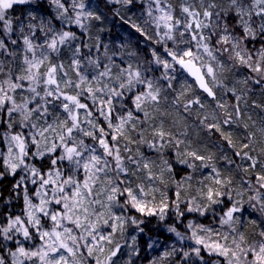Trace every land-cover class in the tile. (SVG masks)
Returning <instances> with one entry per match:
<instances>
[{
  "label": "snow or ice",
  "instance_id": "1",
  "mask_svg": "<svg viewBox=\"0 0 264 264\" xmlns=\"http://www.w3.org/2000/svg\"><path fill=\"white\" fill-rule=\"evenodd\" d=\"M145 2L143 24L123 22L163 52L152 48L151 59L143 62L129 52V61L116 63V53L109 55V44L99 35L94 44L75 43L79 36L71 26L87 32L91 21L102 23L87 0H48L53 14L28 11L23 18L13 17L12 10L33 0H0V180L13 177L10 195L23 201L19 214L4 213L0 222V253L7 252L0 254V264H84L85 257L94 264H117L126 246L117 235L123 238L128 225L144 231V221L130 212L162 222L172 212L179 222L191 213L203 217L212 211L215 216L216 206H223L220 227L189 222L187 239L195 246L181 248L182 258L208 264L202 255L206 251L218 258L212 264H221L219 258L222 264H264V147L257 158L250 154L254 133L237 145L223 127L242 115V90L236 85L264 86V0ZM109 3L128 6L133 0ZM66 51L67 63L62 60ZM132 57H137L134 62ZM153 65L159 76L149 75ZM241 70L249 75L229 87L227 74ZM178 73L194 83L185 80L177 91ZM227 93L236 101L232 111L222 100ZM207 98L223 112L222 122L215 110L211 122L207 115L201 118ZM162 104L178 113L180 108L189 115L195 110L199 124L234 149L240 163L223 149L220 159L229 171L235 167L243 173L239 186L210 164L214 154L189 150L190 144L181 151L185 141L165 130L163 121L154 124ZM142 145L160 154L159 165L141 151ZM166 147L177 149L175 163L187 169L211 168L204 177L210 183L201 180L197 195L181 200L179 189L191 176L177 181L173 198L157 186H166L165 174L174 170L173 162L164 159ZM249 209L260 214L259 223L247 221L251 235L243 218ZM166 231L178 241L186 238L177 223ZM136 239L131 236L133 244ZM158 244L152 241L148 247ZM137 252L132 248L128 264ZM176 254L173 246L163 258Z\"/></svg>",
  "mask_w": 264,
  "mask_h": 264
},
{
  "label": "trees",
  "instance_id": "2",
  "mask_svg": "<svg viewBox=\"0 0 264 264\" xmlns=\"http://www.w3.org/2000/svg\"><path fill=\"white\" fill-rule=\"evenodd\" d=\"M90 4L91 9L95 11L97 14L102 16V23L99 21H91L90 27L87 32H82L76 26H71V30L75 31L79 36V40L75 43H89L94 44L96 42V37L99 35L102 43L109 44V55L112 53H116L113 57L116 63H121L123 61H129V52L137 53V57L143 62L145 59H151L150 50L152 48H157L162 53L163 49L161 46L154 44V42L147 40L145 37L141 36L139 33L135 31L131 27L130 24L124 23V20H131L139 24H143L145 17V0H133L132 5H122L119 3H109V0H87ZM174 5L179 4V0H172ZM28 11H37L38 14L49 15L53 14L51 6L48 3V0H33L31 5H17L12 10L13 17H22ZM178 11V7H177ZM119 13L117 15L116 13ZM59 26V25H57ZM103 28V31H99ZM151 34V29H149ZM125 44L126 47L121 48L119 45ZM169 46L171 47V42H169ZM84 51H87L86 49ZM95 51H93V55H96ZM68 53L66 51L65 56L62 57V60L67 63ZM102 60L107 63V60L104 58L103 49L99 53ZM137 57H132V61L134 62ZM154 71L149 73V75L159 76L160 70H155L156 66H152ZM228 79L225 81L229 87H232L235 83L236 79H243L245 76L249 75L247 70H241L236 73V76L232 74H227ZM187 80L189 83H194L188 76H185L183 73H178V82H174V85L179 91L181 82ZM238 89L242 90V100L240 101V109L242 115L238 118L237 123L231 126H223L224 130L227 132H231L232 138L237 145L241 143H247L249 140V134L254 133L255 135L251 137L255 143L253 145L255 151H253L252 155L257 158L260 157V149L264 147V133L261 132V129L264 128V86L256 85L253 83H249L247 87L243 85H236ZM197 93L199 90L197 89ZM218 96L221 95V90H218ZM192 95L191 93L189 94ZM205 95V94H204ZM204 97L202 96V99ZM171 99V97H170ZM223 101H227L229 105V111H232V105L236 103L235 98L231 93H227L222 97ZM205 108L201 110V118L207 115L209 118V122L212 121V113L215 110V113L219 120L222 122L224 119V114L221 110L216 109L215 102L211 101V98H207L204 100ZM259 105V107H257ZM117 110L120 111L119 107ZM163 113H167L166 115ZM249 117L251 119H249ZM163 121L164 128L167 131H170L173 135H175L178 139L184 140L185 144L180 145V150L183 151L186 145L190 144L189 150H199L202 154H214V159L210 161V164L215 165L216 168L225 176H231L234 180V187L239 186L240 178L243 175L238 169L233 167L231 171L225 165V162L220 159L222 154L221 149L224 150V154H227L229 157L234 158L240 163L239 158L233 156L234 149L227 148V145L222 140L221 136L218 133L212 132L209 133L206 128L199 124V121L196 118V112L193 110L192 114H187L183 112V109H179V113L177 109L170 106V104H162L161 106V114L156 115V119L154 121L155 125H159V123ZM247 124L248 127L245 128L244 124ZM151 134V129H149V135ZM133 135H136L133 133ZM133 148L136 146L133 145ZM141 151L152 160H155L157 165L160 164V154L156 153L154 150L148 149L146 146L142 145ZM175 147H166L164 149V159H169L174 164L173 173L165 174V180L167 181L166 186L157 185L158 187H162V190L166 191L167 195L170 198L174 197V192L176 189L177 181H183L185 176H191V180L189 182L182 183L181 188V200L185 197L191 198L192 196L197 195L196 189L201 187L200 181L204 180L206 174L205 171L211 174V168H203L198 171H193L192 169H187L183 165H179L175 163ZM199 164V162H197ZM179 170V171H178ZM157 175H159V168L154 169ZM204 171V172H203ZM259 172V167L256 169ZM247 179V177H246ZM14 182V178L11 176H6L4 179L0 180V222H3V214L7 212H11L12 214H19L23 207L22 199H18L15 195H10L11 193V184ZM189 183L191 187H189ZM205 184L210 183V181L204 180ZM254 183V180H253ZM246 198V197H245ZM223 206H216L214 216L212 211H210L206 216H199L197 213L186 214V217L182 221H176V218L172 212H169V216L166 221H160L156 216H144L139 213L130 212L129 215L136 216L137 219L143 220L144 223L141 224L140 227L144 229L143 233H139L135 226L128 225L127 230L124 234V237L121 238L117 235L116 239L121 245H126L122 247L121 253L118 256L117 264H128L129 261V253L132 248L138 250L137 254L131 256V264H145L150 263L154 264V262L159 264H190V261H185L180 255L181 248L184 251V248H187L186 242L181 243V247L179 246V242L175 240V234L169 233L166 231V228L173 224L177 223L178 231H180L184 236L190 233L189 229L186 227L189 222H192L195 225H204L209 227H217L219 215L221 214V209ZM247 208V205H245ZM181 208H184V204L181 203ZM260 214L254 210L249 209L244 213V220L246 222V227L248 234L251 235L253 229L250 225L247 224L249 219H257L259 223ZM264 226V225H262ZM226 230V229H225ZM259 229H256L258 231ZM136 235L137 239L135 244H133L131 240V236ZM152 241H159L158 248H149L148 245ZM131 246V247H129ZM170 246H175L177 250V254L168 258H161L157 253L160 248H165L168 250ZM186 246V247H184ZM9 247L14 248V245L9 243ZM190 249V248H189ZM190 251V250H189ZM7 256V252L0 253ZM204 256V260L208 262V264H212L213 261L216 260L217 257H213L208 255L206 251L202 252ZM134 257V259H132ZM10 260V258H8ZM194 259V258H192ZM199 264V262H197ZM222 264V260H221Z\"/></svg>",
  "mask_w": 264,
  "mask_h": 264
},
{
  "label": "rangeland",
  "instance_id": "3",
  "mask_svg": "<svg viewBox=\"0 0 264 264\" xmlns=\"http://www.w3.org/2000/svg\"><path fill=\"white\" fill-rule=\"evenodd\" d=\"M26 6V5H25ZM146 7H147V4L145 5V9H146ZM185 76H187L186 74H185ZM189 78V77H188ZM190 79V78H189ZM184 82V81H183ZM183 82H181V83H183ZM204 172V171H203ZM206 175H209L210 173L209 172H207V171H205L204 172ZM220 226H219V224H217V227H213V228H219ZM189 231H190V233L188 234V235H185V240L184 241H180L179 242V246L181 247V243H184V242H186V244L184 243V245H186L187 246V248H184L185 250H190L191 249V247H194L195 246V244H194V241H192V240H189V239H187V237H189L190 235H191V230L189 229ZM176 237V236H175ZM175 240H177V237H176V239ZM178 241V240H177ZM158 246V245H157ZM156 246V247H157ZM186 246H184V247H186ZM180 247H178V249L177 250H179L180 249ZM158 248V247H157ZM171 248H172V246H170V248H168V250L170 251L171 250ZM190 248V249H189ZM165 250H167V249H165V248H160L159 249V251H158V255L161 257V258H163V253H164V251ZM175 256V255H174ZM213 257H215V256H213ZM10 258V257H9ZM132 259H134V257L132 258ZM218 258H216V260H217ZM219 259H221L222 260V258H219ZM127 260V263H128V259H126ZM117 263H118V260H117ZM84 264H94V261L91 259V258H88V257H85V260H84ZM145 264H148V263H145ZM150 264V263H149ZM157 264H159V263H157Z\"/></svg>",
  "mask_w": 264,
  "mask_h": 264
},
{
  "label": "water",
  "instance_id": "4",
  "mask_svg": "<svg viewBox=\"0 0 264 264\" xmlns=\"http://www.w3.org/2000/svg\"><path fill=\"white\" fill-rule=\"evenodd\" d=\"M192 81H193V79L191 78V77H189ZM206 95V94H205Z\"/></svg>",
  "mask_w": 264,
  "mask_h": 264
}]
</instances>
